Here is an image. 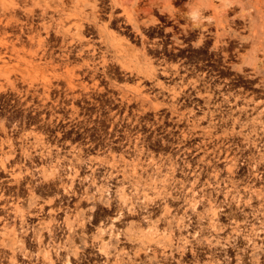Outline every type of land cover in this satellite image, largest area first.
Masks as SVG:
<instances>
[{
	"label": "rangeland",
	"instance_id": "1",
	"mask_svg": "<svg viewBox=\"0 0 264 264\" xmlns=\"http://www.w3.org/2000/svg\"><path fill=\"white\" fill-rule=\"evenodd\" d=\"M177 10L191 13V21L181 17L179 22L185 24L182 28L167 32L156 30L159 21L169 24L172 19H178ZM172 33L175 35L172 42L176 43L172 46L188 43L197 54L207 55V45L212 39L214 47L224 46L225 40L232 46L240 43L241 53L235 59L231 73L238 69H259L264 82V0H0V174L5 173L1 167L4 163L6 174L12 175H26L32 170L39 177H48L52 173L55 176V169L62 173L68 165L79 168L76 172L71 168L72 175L92 173L91 168L83 166V161L94 168L96 176L104 168L110 170L103 172L108 173L107 178L115 173L112 179L97 177L96 184L90 183L87 191L91 199L96 200L97 208L103 207L99 198L108 207L111 199L114 203L120 202L118 208L124 216L119 221L104 218L97 227L83 230L87 234H79L80 237H76L73 224L64 219L63 224L68 222L73 231L68 232L70 237L62 236L61 239L67 240L62 242L58 239L66 229L59 232L53 247L65 243L66 249L60 251V256L64 260L68 254L71 264H264V137L259 148H246L244 156L232 150L226 154L230 162L235 157L237 163L240 160L245 163L242 166L235 163L234 169L241 167L244 170L240 168L233 175L228 171L229 177L226 174L228 164L226 171L216 172L210 164L200 161L211 158L209 151L193 154V149H184L181 153L183 161L188 160L189 167L201 171L193 189L207 187L234 192L226 198L231 204H224L218 214L217 207L213 206L208 212L211 203L207 198L204 197L197 206L195 200L191 203L196 206L195 213L204 215L200 219L201 227L193 226L188 231L184 228L161 229L158 223L148 224L138 213H127V208L137 201L135 208L144 212L142 201L154 190H192L189 182L195 175L187 173L189 180H186V187H182L185 176L172 170V162L154 165L153 160L173 157L169 154L174 151L169 149L162 155H146L142 149L127 153L116 146L106 149L110 124L104 122L100 113L86 116L87 110L98 112L117 106L120 110H134L133 118L140 120L146 115L138 111L167 110L169 107L191 109L190 104L180 103L181 91L187 92L189 84L186 88H181L180 82L167 85V81H177L178 77L166 80L168 76L160 73L163 70V74H168L166 71L170 74L179 69V65L174 61L163 63L155 59L158 50L154 44L161 42L157 37L165 35L163 40L168 42L167 36ZM121 63L133 67V71L122 69ZM198 79L193 76L188 81ZM161 81L165 86L160 85ZM247 103L253 106L251 100ZM261 106L264 109V100ZM202 108L208 109L205 105ZM253 115L254 108L246 118V127L242 128L251 136L256 127ZM262 121L264 131V112ZM199 124L195 129L198 132L207 122ZM134 130L131 142L143 146L144 128ZM50 131L54 135L52 139H48ZM207 132L205 130L204 135ZM87 137L89 139H85ZM90 140L96 143L92 148L85 146ZM196 158L198 163L193 162ZM256 164V171L262 178L255 176L253 181V176V179L245 180L247 170ZM79 181L75 177L70 183V187L72 184L78 192L88 184L83 181L79 185ZM238 191L251 192L250 197L242 196L239 200L235 194ZM81 198L88 200L89 196ZM161 199L170 198H156ZM220 199L221 196L212 199V203L219 204ZM90 203L93 204L90 201L84 205ZM94 212L98 213L99 209ZM17 213L13 214L12 227L0 223V264L5 250L11 255L9 260L3 261L15 264L11 258L18 259V254L22 256V247L28 254V258H22L25 261L48 264L44 255L50 248L45 243L50 219L27 232L21 222L23 227H15ZM211 213L215 217L211 218ZM9 217L4 223H8ZM109 222L115 223L118 229ZM99 226L103 228L99 229ZM26 234L41 237L43 243L29 247L24 240ZM99 246L107 252H99ZM190 248L194 254H209L207 260L187 259ZM174 250L182 256L178 261L173 259ZM50 253L56 257L53 250ZM62 262L58 260L56 264Z\"/></svg>",
	"mask_w": 264,
	"mask_h": 264
},
{
	"label": "flooded vegetation",
	"instance_id": "2",
	"mask_svg": "<svg viewBox=\"0 0 264 264\" xmlns=\"http://www.w3.org/2000/svg\"><path fill=\"white\" fill-rule=\"evenodd\" d=\"M169 19H172V17H169ZM159 22V25L156 26V30L161 32H167L169 29L178 30L185 26V24L179 22V19H172L169 24L161 21ZM121 28L126 29V27ZM182 31L187 33L185 29H182ZM165 37V35L157 37L161 42L157 45L154 44L158 50L155 59L163 63H171L174 61V64L177 63L179 65L180 71L177 69L170 74L168 71H166L168 74H163V70H161L160 73L168 76L166 80H170L175 76L178 77V79H176L177 81H167V85L180 82L182 83L180 87L183 88V86H185L186 88V84H189L190 88H188L187 92L181 91L180 96L183 98L180 103L184 105L190 104L191 109L184 111L169 107L167 110L138 111L139 114L146 115L142 120L133 118L135 113L134 110H120L119 106L114 109L100 110L103 112H91V110H87L89 114H86V116L100 113L99 115L101 118H104V122L110 124V127L107 129H110L111 133L108 135L105 142L106 149L116 146L126 150L127 153H129V150L134 151L135 149H142L143 154L146 155H162L165 149L172 150V152L174 151L170 154L167 153L173 157H169L168 159L160 158L159 160L157 158L158 161L153 160L154 165L157 163L169 165L171 162L182 165L183 163L189 162L188 160L183 161L181 157V153L184 149H193V154L205 150V153L208 151L210 152L211 158H208L206 161H200L210 164L212 170L216 172L222 170L226 171L225 165L233 162L236 164L239 163L238 165H244L245 163L241 160L237 163V158L235 157L234 160L230 162V158L226 157V154L232 150L238 151L239 156H244V150H246V148H259L263 143L264 131L262 115L264 109L261 106V102L264 100V82L261 71L259 69L247 71L238 69V72L231 73V71L234 70L233 64L236 63L235 59H238L241 53L240 43L232 46L231 42L225 40L223 42L224 46L214 47V40L212 39L211 43L207 45V49L209 50L208 54L204 55L202 53L197 54L191 50V46H189L188 43L180 44L177 47L172 46L176 44L172 42V39L175 37L173 33L167 36L168 42L163 40ZM207 38H213V36H208ZM193 76L199 79L197 81H188L192 79ZM196 84H198V86ZM160 85L162 87L165 86L164 81H161ZM248 99L253 102V106H248ZM111 105H114V103H111ZM203 105L207 106L208 109H203ZM257 105L259 106L257 107ZM248 108H250V110ZM253 108L255 109L253 122H255L256 127H254L253 131L254 136H251V134L248 135L246 131H242V128L246 127V118L248 114L252 112ZM109 116H111L112 119L109 120ZM201 121H205L207 124L201 125L202 130L198 132L195 129L198 128ZM236 126H238V128H235ZM135 128H144L145 141L143 142V146H138L137 143L131 142V137H134L132 134L136 131L134 130ZM222 129L223 131H221ZM205 130H208L206 135L203 133ZM53 137L54 135L52 131H50L48 139H52ZM205 137L206 139H204ZM85 139H89V137ZM253 142L256 144L254 145ZM185 143L189 145H183ZM95 144L94 141L90 140L85 143V146L92 148ZM177 156L180 158L176 159ZM149 159L151 160V158L147 157V160ZM152 159H154V157ZM197 161L196 158L193 162ZM82 163L83 166L85 165L88 169L91 168L92 173H84L78 176L77 172V174L74 173L72 175L70 173L71 168L68 169L70 165H68V168L66 167L64 169L65 171L63 170L61 177H57V180L55 179L56 176H53V173L48 177H39L38 173L32 170L26 175L6 174L5 163L1 164L3 172L5 173L2 175L0 174V215L3 218L10 215V219L8 223H4L7 219L4 218L0 223L13 226V214L17 213V211L18 215L14 225L19 228L21 225L20 222L23 223L27 232H29L33 226L39 227L43 225L49 219L51 223L58 220L59 222L61 221L62 224L64 219H68L75 227L74 233L77 234L76 237H80L78 236L79 234H86V232H82L81 226L78 224L80 221H84L85 223L84 231L89 229L90 226L97 227L98 224L103 222L104 218H109L110 221H119L124 216L122 209L119 210L118 208L120 202L115 201L116 203H114L110 197L111 205L107 207L99 198L98 201L103 207L97 208L96 200L91 199L87 191V188L90 190V183L96 184L97 177L112 179L115 173H112V176L107 178L106 175H108V173L106 174L103 172L110 170L104 168L105 170H101V174L96 176L93 174L94 168H92V166L86 163V161ZM77 169L79 171V168ZM226 174L229 177L227 171ZM75 177L79 178V185H82L81 182L83 181L88 182V184L82 186L80 192L73 188L72 184L70 187V183H73ZM59 178L62 179L60 180ZM114 178H116L114 179L115 181L118 180L117 177ZM92 180H95V182L93 183ZM99 185L101 184L97 185L98 188L100 187ZM210 185H212V183H210L209 186ZM63 186L68 188L69 191H64ZM71 189L74 191L70 192ZM233 193L234 192L218 189H195L194 191L179 189L154 190L151 195L146 194L148 199L150 197L155 198L152 202L147 200L150 205L148 202L143 203L142 207L144 212L136 211L133 213H138L148 224L158 223L161 229L184 228L188 231V228H192L193 226H202L200 219H203L202 217L204 215L199 216V214L195 212L197 210V203L201 202L204 197L211 203L210 207L207 209L208 212H211L213 206L217 207L219 214L220 209L224 208V204L226 206L231 204V201L226 198ZM250 193L251 192H235L239 200L242 196H249ZM85 195L89 196L88 200L81 198V196ZM182 196L184 197L183 200L180 199ZM219 196H221L220 203H212V199L215 200V198ZM158 197H169L170 199L156 200ZM195 200H197V202L193 209L191 203ZM90 201H92L93 204L84 205ZM95 209H99V212L95 213ZM21 211L25 213L24 221L20 218ZM198 211H201V209ZM127 212H129L128 208ZM113 213H116V215H112ZM218 214L215 216H218ZM221 214L224 215L225 212H221ZM210 215L211 218L215 217L212 213ZM181 217H183V224L179 222L178 225L177 221L181 220ZM109 223H111L110 226L114 229H118L115 223ZM76 228H79L80 231H76ZM100 228L103 227L99 226V229ZM26 235L28 236H25L26 238L24 237L25 243L29 247H36L35 244L38 243L36 238H34L33 235ZM66 235H68V231L64 230V232L60 234L58 241L62 242V236ZM48 239L46 238V244L50 240ZM63 241H67L66 238ZM223 246L225 245L223 244ZM183 247L186 248V246ZM189 250L188 255H190V257H186L189 260H192V258L207 260L206 256H209V254H194L191 248ZM205 250L206 249H199V251ZM4 253L6 254L2 257L1 263L11 264L3 261L9 260L8 257L11 254H8L6 250ZM174 253H176L172 255L174 260L178 261L182 258L177 250H174ZM18 256H20L18 259L22 260L23 257L21 254H18ZM225 256L227 259L230 258L228 255ZM34 263L36 264V262Z\"/></svg>",
	"mask_w": 264,
	"mask_h": 264
},
{
	"label": "bare ground",
	"instance_id": "3",
	"mask_svg": "<svg viewBox=\"0 0 264 264\" xmlns=\"http://www.w3.org/2000/svg\"><path fill=\"white\" fill-rule=\"evenodd\" d=\"M42 40V39H41ZM121 68L122 69H124V70H129L130 72H132L133 71V67H130V66H127V65H124L123 63H121ZM126 72V71H125ZM151 73V72H150ZM121 74V73H120ZM125 74V73H124ZM129 75V74H128ZM149 75H151V74H149ZM141 150V149H140ZM140 152V151H139ZM257 163V162H256ZM172 165V170L173 171H179V172H181L184 176H185V179H183L182 181H181V185H182V187H186V180H189L188 179V174L187 173H192V174H194L195 176H194V178H193V180H190V182H189V188H192V190L194 191V186L195 185H197V182H198V180H199V174H200V172L201 171H198V172H196V169H194V168H191V167H189L190 166V163L189 162H187V164H185L186 166L184 167V165L182 164V165H179V163L177 164V163H174V162H172L171 163ZM238 165V164H237ZM226 166V165H225ZM234 166H235V162H233V163H231V164H228L227 165V167H226V169H227V172L229 171L230 173H232V175H233V173L236 171L237 172V170H239L241 167H237L236 169H234ZM242 166V165H241ZM257 164L256 165H252V169L250 170V169H248L247 171V174H246V178H245V175L243 176L244 178H245V180L247 179V181H249V180H251V179H253V176L255 177V176H257V178H262L261 177V174L260 173H258L257 171H256V169H258L257 167ZM251 167V166H250ZM67 168H68V166H67ZM70 168H72V169H74V172H76L77 171V169L75 168V167H73V166H70L68 169H70ZM186 168H189V170L187 171L186 170ZM249 168V167H248ZM65 169V168H64ZM71 169V170H72ZM241 169H243V168H241ZM255 169V170H254ZM159 170V169H158ZM199 170V169H198ZM244 170V169H243ZM65 171V170H64ZM242 172V171H241ZM244 172V171H243ZM238 173V172H237ZM236 173V174H237ZM61 171H59L58 169H55V176H56V178L57 177H61ZM235 174V175H236ZM242 174H244V173H242ZM263 174V173H262ZM107 176V175H106ZM240 176V175H239ZM252 176V177H251ZM242 177V176H241ZM240 177V178H241ZM243 178V179H244ZM60 180L62 179V178H59ZM255 179H256V177L254 178V180L253 181H255ZM259 180H261V179H259ZM246 182V181H245ZM257 182V181H256ZM251 183H253V182H251ZM247 184V183H246ZM64 186L66 185V184H63ZM239 185V184H238ZM248 185V184H247ZM250 185H252V184H250ZM63 186V187H64ZM67 186V185H66ZM62 187V188H63ZM196 187V186H195ZM251 187V186H250ZM252 187H254V186H252ZM206 189H207V187H206ZM197 190V189H196ZM64 191H69L68 190V188H66V187H64ZM202 191V190H201ZM252 191V190H251ZM107 193H109V192H107ZM205 193V192H204ZM193 195H195V194H193ZM264 195V194H263ZM252 196H253V194H252ZM109 197V196H108ZM145 197V196H144ZM248 197H250V196H248ZM155 198V197H154ZM153 197H150L149 199L148 198H144V201H142L143 203L145 202V203H147L148 201H153V199H154ZM148 200V201H147ZM149 203V202H148ZM110 205H111V202H110ZM121 205V204H120ZM131 207H129L128 208V211H129V213L130 212H136L137 211V209L135 208V205L137 206V201H134V202H131ZM149 205H150V203H149ZM148 205V206H149ZM193 206V209L195 208V204H193L192 205ZM108 207V206H107ZM147 209V208H146ZM118 210V209H117ZM119 210H121V208H119ZM128 213V212H127ZM213 213L216 215L217 214V211L216 210H213ZM4 215H5V213H4ZM120 215H121V213H120ZM120 215H118V216H120ZM14 216V215H13ZM117 216V217H118ZM4 218H7L8 219V217H4ZM1 215H0V220H3L4 219ZM10 218V217H9ZM20 218L24 221L25 220V213L23 212V211H21L20 212ZM138 218V217H137ZM13 219V218H12ZM57 219V218H56ZM61 222V221H60ZM178 222H180V223H182V218H181V220H178ZM14 223H15V221H14ZM13 224V223H12ZM84 221L82 222L81 221V223H80V226H81V228H82V231L85 229V226H84ZM12 227V226H11ZM16 227V226H15ZM189 227V226H188ZM64 229H66V230H68V232H71V231H73V229H72V227L68 224V222H65L63 225H62V223L60 224L59 223V221L57 220H55L54 221V223H51L50 225H49V227H48V237H49V241H48V246L50 247L49 249H47L46 250V253H45V258H47V260H48V264H56V262L58 261V260H61V262H62V258L63 257H61L60 256V251L62 250V249H66V244L65 243H58L57 244V246L56 247H53V243H55V240H56V238L59 236V232H62ZM16 230H17V228H16ZM20 230V229H19ZM32 230V229H31ZM61 230V231H60ZM12 231V230H11ZM20 232V231H19ZM43 233H45L44 231H43ZM87 234V233H86ZM119 234L117 233V236H118ZM121 235V234H120ZM68 236V235H67ZM68 237H70V236H68ZM26 238V237H25ZM33 239V238H32ZM236 239V238H235ZM36 240H37V242L39 243V244H42L43 243V240H42V238L41 237H36ZM45 240V239H44ZM63 241V240H62ZM91 244V243H90ZM225 245V244H224ZM93 246V245H92ZM25 247H26V245H25ZM18 249V248H17ZM21 249V248H20ZM97 249V248H96ZM21 250H24L23 252H22V257L23 258H28V254H27V251L24 249V247H22V249ZM51 250H53L54 251V253H55V258H53L52 256H51ZM98 251H100V252H103V253H106L107 251H106V249H101V247L99 246L98 247ZM4 254V253H3ZM33 254V253H32ZM35 254V253H34ZM53 255V254H52ZM0 256H1V254H0ZM106 256V255H105ZM4 257V256H3ZM33 258V257H32ZM26 260V259H25ZM24 259H22V260H19V259H17L15 256L14 257H12L11 258V261L12 262H15V264H35L33 261H30V260H28V261H25ZM1 261V260H0ZM63 264H71V261H70V258H69V255L67 254V255H65V258H64V260H63V262H62ZM61 263V264H62ZM37 264V263H36ZM46 264V263H45Z\"/></svg>",
	"mask_w": 264,
	"mask_h": 264
},
{
	"label": "clouds",
	"instance_id": "4",
	"mask_svg": "<svg viewBox=\"0 0 264 264\" xmlns=\"http://www.w3.org/2000/svg\"><path fill=\"white\" fill-rule=\"evenodd\" d=\"M181 17H185L187 18L189 21H191L192 19V14L191 13H183L181 12V10H177V18H181ZM169 31H171V29H169ZM177 43H179V41H177ZM198 46V45H196Z\"/></svg>",
	"mask_w": 264,
	"mask_h": 264
}]
</instances>
